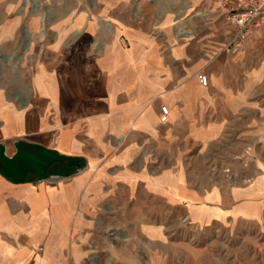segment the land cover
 Returning <instances> with one entry per match:
<instances>
[{"label": "crops", "instance_id": "0c3cea01", "mask_svg": "<svg viewBox=\"0 0 264 264\" xmlns=\"http://www.w3.org/2000/svg\"><path fill=\"white\" fill-rule=\"evenodd\" d=\"M51 1L0 0V143L78 166L43 182L0 173V264H231L199 233L264 210V27L232 46L224 0H99L94 25L47 29L60 38L43 49L61 51L49 67L37 36ZM80 29L81 46L99 38L91 59L56 45ZM239 160L252 164L238 182H207Z\"/></svg>", "mask_w": 264, "mask_h": 264}, {"label": "rangeland", "instance_id": "374dc122", "mask_svg": "<svg viewBox=\"0 0 264 264\" xmlns=\"http://www.w3.org/2000/svg\"><path fill=\"white\" fill-rule=\"evenodd\" d=\"M48 6H39V12L46 14V9H48L49 17L46 16V19L39 20V28L40 33L37 36V42L39 43V58L42 62L48 63L49 67H52L53 60L56 62L58 60V53L61 51H47L44 48V45L46 43L53 42L56 39H59L60 36H57L56 34H51L50 32L47 34V29L50 27L55 26H71V27H77L83 29L87 22L88 15H90V19L96 22L95 19V13H94V7L100 6L99 0H52L51 3H47ZM69 18V20H67ZM65 19V20H63ZM54 24V25H53ZM53 25V26H52ZM78 33H73V30L70 31L71 34H67L63 39L58 41L56 45H58L59 48H62L60 44H64L65 53L68 52V49H72V56L71 59H79V54H83L87 56V59L93 58V50L95 47L100 43L99 38L96 35H92L87 43L83 44L82 39L80 38V31ZM59 35V34H58ZM100 36V35H99ZM84 37V36H83ZM88 37V35L86 36ZM105 37V35H104ZM123 37V36H122ZM57 42V40H56ZM80 42V44H79ZM119 42L126 44L123 40H120ZM82 47L84 49L83 51L79 52L78 48ZM53 54L54 59H53ZM257 155L260 157L261 163L259 164L264 168V148L258 147L256 149ZM252 164V163H251ZM250 164V165H251ZM210 164H202L200 163V166L202 168H206V166H209ZM220 165V166H219ZM249 165V164H248ZM249 165V167H250ZM216 166H219L218 171L216 168L215 173L213 174L214 177L211 182L204 180L202 177H198L195 179L200 185L203 184V182H208L210 184L215 183L219 186H224L225 188L230 185L234 184L235 182H238V176L246 175L249 172V167H245L246 165L242 164V161L239 160V162H232V163H225V164H216ZM223 166H228L226 168H223ZM237 169L241 172H238L236 176H231V178L228 177V174H230V169ZM252 167V166H251ZM253 169V167H252ZM62 171L65 170L64 164H54L50 168V171ZM69 170V169H68ZM203 170V169H202ZM226 174V175H225ZM202 175V174H201ZM236 177V178H235ZM244 179V178H242ZM260 184L264 187V175H262L261 178L258 179ZM206 182V183H207ZM238 184V183H236ZM186 215L183 214V218H185ZM246 220L241 221L239 223H236L237 225L231 227L230 232L227 229V227L223 228H214L210 229L209 232H202L199 233V235H209L213 236L214 239H210L211 241H215L217 247L220 251H224L222 253L223 255L228 254L230 256V263L233 264V262L236 261V259L241 258V262L245 264H264V249L258 250L259 247H261L262 243L261 241H264V210L258 214L257 219H244ZM188 222L183 223L182 231L183 235L190 236L191 234H195L194 228H191L188 224ZM264 246V245H263Z\"/></svg>", "mask_w": 264, "mask_h": 264}, {"label": "water", "instance_id": "95a60500", "mask_svg": "<svg viewBox=\"0 0 264 264\" xmlns=\"http://www.w3.org/2000/svg\"><path fill=\"white\" fill-rule=\"evenodd\" d=\"M36 149H39L36 146ZM62 155H54L46 148L35 152L23 150L15 142V152L8 156L5 145L0 143V169L15 183H22L28 174L35 175L36 182L53 181L59 176L50 175L49 167L55 162H63ZM68 165L78 166L76 160L66 161Z\"/></svg>", "mask_w": 264, "mask_h": 264}, {"label": "built area", "instance_id": "2783aa9c", "mask_svg": "<svg viewBox=\"0 0 264 264\" xmlns=\"http://www.w3.org/2000/svg\"><path fill=\"white\" fill-rule=\"evenodd\" d=\"M221 11L227 24L235 26L238 30L232 46L239 44L240 40L258 27H264V0H224ZM197 78L202 85H206V76L198 73ZM160 121L165 122L168 109L160 108Z\"/></svg>", "mask_w": 264, "mask_h": 264}, {"label": "trees", "instance_id": "16d2710c", "mask_svg": "<svg viewBox=\"0 0 264 264\" xmlns=\"http://www.w3.org/2000/svg\"><path fill=\"white\" fill-rule=\"evenodd\" d=\"M37 150H41V149H36L35 148V150L33 151V152H35V151H37ZM50 153H52V154H54V155H58V154H56V153H54V152H51L50 151ZM63 158H64V161L63 162H55V163H53L52 165H54V164H64V165H66V166H68V167H70V168H72V167H74L75 165H68L67 163H66V161H72V160H76V159H74V158H69V157H64L63 156ZM77 161V160H76ZM51 165V166H52ZM50 166V167H51ZM50 167H49V169H48V173L50 174L51 172H50ZM0 173L4 176V177H6V179H8V180H10V181H12L9 177H7L6 175H5V173L0 169ZM34 179L35 178V175L34 174H28L26 177H25V179H24V181L23 182H26V181H28V180H31V179ZM13 182V181H12Z\"/></svg>", "mask_w": 264, "mask_h": 264}]
</instances>
